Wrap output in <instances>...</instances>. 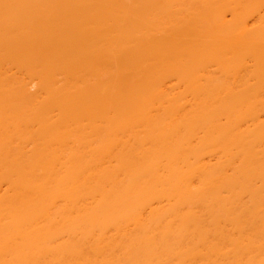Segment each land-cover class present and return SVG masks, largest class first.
Returning a JSON list of instances; mask_svg holds the SVG:
<instances>
[{
	"label": "bare ground",
	"instance_id": "6f19581e",
	"mask_svg": "<svg viewBox=\"0 0 264 264\" xmlns=\"http://www.w3.org/2000/svg\"><path fill=\"white\" fill-rule=\"evenodd\" d=\"M0 264H264V0H0Z\"/></svg>",
	"mask_w": 264,
	"mask_h": 264
}]
</instances>
